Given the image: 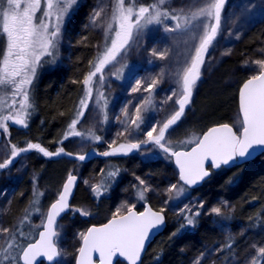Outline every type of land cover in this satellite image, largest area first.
Here are the masks:
<instances>
[{"label": "rangeland", "instance_id": "obj_1", "mask_svg": "<svg viewBox=\"0 0 264 264\" xmlns=\"http://www.w3.org/2000/svg\"><path fill=\"white\" fill-rule=\"evenodd\" d=\"M209 2L211 0H164L163 3L160 0H125V6H130L135 11L140 4L153 5L161 11L188 16ZM114 3L115 0H78V4L73 7L63 25L55 62L44 63L37 70L30 89L32 107L26 117L28 126L32 122L33 93L40 71L43 68H57L61 78L66 79L71 75L69 80H74L72 75L77 73L74 68L75 48L81 44L84 47L90 45L85 70L79 77L82 82L84 76L94 69L95 62L106 45H110L117 27L112 17ZM85 5H88L86 14L82 16V20L79 18V24L76 22L78 25L75 26L73 15ZM43 6L41 0V8ZM94 9H103L96 24L90 21ZM41 15L42 12L37 13L38 17ZM200 22L193 21L194 24ZM206 22L214 23V18L207 19ZM108 23L112 24V29H107ZM165 23L174 25L175 21ZM260 30L264 31V0H225L221 10V29L210 46L201 76L193 87L190 103L186 105L180 121L166 137L171 145L184 147L188 141L198 139L206 126L203 120L207 109L201 104L202 100L206 97L220 99L231 90L235 92V103L227 122L235 129L240 127L238 91L245 80L260 71V66L255 61L264 59V32L259 34L260 37L250 47L243 46V43ZM196 31L202 34V29ZM198 43V37L194 38L192 34L167 32L162 25H150L143 38L138 42L132 41L130 47L121 50L116 60L105 67L103 81L100 80L101 74L93 77L90 97H86L83 89L74 118L64 127L63 148L71 155L45 157L32 149L12 158V141H15L19 133L12 127L20 129V125L8 121L9 130L5 142L0 143V163L11 159L9 167L0 170V228L10 229L14 234L12 243L15 246L22 248L36 238L42 229L38 226L42 224L49 206L57 198L68 174L73 173L80 178L77 189L79 193L70 214L60 221L62 229L58 239L59 259L55 264H74L82 241L80 234L86 233L90 226L113 217L121 209V205H124L121 209L124 213L128 206L134 204L137 207L144 203H149L158 211L163 207V214L168 215L173 224H186L184 217L190 215V211L202 213L195 217V226H186L181 233H190L196 226L203 224L207 229L205 240L197 245L183 242L181 247L187 251V258L180 264H196L197 260L200 264H264V256L258 255V249L264 247L263 227L250 230L239 221L234 226L217 221L221 216L230 219L229 215L234 213L236 204L231 196L222 192L210 194L203 188L194 191L185 189L179 182L171 158L166 159L151 144L142 145L139 151H133L129 155L106 157L100 154L111 150L109 144L113 140L116 141L113 148L130 142L129 132L136 127L131 124V120L136 117L137 108L141 109L139 115L143 117V123L134 135L143 140L147 139L144 133L153 124L165 121L179 110L176 100L180 97L173 95V90L182 92L183 72L190 66ZM5 47L6 37L2 35L0 17V59ZM161 52L165 54L163 59L160 58ZM153 80L156 81L154 90L144 91ZM137 82L139 90L132 91L137 87ZM82 86L84 88L83 83ZM4 91L8 92L10 88H5ZM169 96L172 98L168 99ZM82 100H86L87 107L84 115L79 117L76 131L83 135H70L65 139L69 125L74 119H78L77 113L81 110ZM10 101V96L5 97V102ZM212 124L215 123L208 125ZM23 129L26 131L27 127ZM2 130L0 128V132ZM121 131L124 134L118 135ZM93 136L100 139L96 140ZM191 145L187 144L188 147ZM32 151H36L40 158L31 156ZM78 155H85L86 159L77 160L75 157ZM110 158L115 159L116 165L108 162ZM33 160L34 164L38 160H42V163L33 165ZM117 170L115 180H109L106 173ZM102 178L108 181L109 190L101 189L99 193H93L92 187L98 185ZM140 180L145 181V184L141 185ZM172 185L177 187L169 191ZM145 187L148 190L144 193L145 199L141 201L137 198V193ZM181 188L183 191H180ZM214 207L220 208L219 214L211 211ZM81 212H86L87 215H81ZM239 238L241 240L232 246V242ZM5 248H8V242L0 235V264H14L11 254L17 256L15 264H20L19 253L15 248H8V252H4Z\"/></svg>", "mask_w": 264, "mask_h": 264}, {"label": "snow or ice", "instance_id": "obj_2", "mask_svg": "<svg viewBox=\"0 0 264 264\" xmlns=\"http://www.w3.org/2000/svg\"><path fill=\"white\" fill-rule=\"evenodd\" d=\"M164 0H160L163 3ZM78 4V0H0V17H2V35L6 37V47L0 59V128L8 132V127L4 123L11 121L13 124L28 127L26 117L28 110L32 107L30 103L31 86L37 75V70L44 63H54L58 51V45L62 36L63 25L71 14V10ZM225 0H211L202 7H198L191 15L181 16L179 14L161 11L159 7L153 5L140 4L135 11L132 7L125 6V0H115L113 5V20L117 27L111 38L110 45H106L105 50L95 62L94 69L83 78V85L86 97L92 93L93 77L101 74L100 80L103 81L104 69L107 65L116 60L121 50L131 46L132 41H139L143 38L150 25H162L167 32H183L198 37L199 43L195 47L194 55L191 57L190 66L187 67L182 76V92L173 90V95H179L176 103L179 110L175 111L170 118L163 122L153 124L150 130L144 135L146 140L140 139L134 133L140 129L143 117L139 115L140 108H137V115L131 120V124L136 127L129 132L131 140L127 144H116L113 140L109 144L110 151L100 153L103 156L129 155L133 151H139L142 145L151 144L158 148L165 158H174L178 168L179 181L183 185L192 188L209 178L222 168L241 167L250 162L259 153L264 152V59L256 60L260 66L258 74H253L240 89V113L242 123L235 131L228 124L219 127H212L203 137L190 140L188 147L171 145L166 137L170 135V130L176 125L186 110V105L190 103L193 87L201 76V69L205 64V58L209 55L210 46L215 41L221 29V10L224 8ZM103 9H94L91 23L96 24L101 17ZM42 12L41 16H37ZM214 18V23H207V19ZM194 20H200V24H194ZM165 21H175V24H167ZM183 21V22H182ZM107 29H112V24H107ZM202 29V34L196 30ZM107 31V30H106ZM227 54V53H225ZM164 53H160V58H164ZM45 58H52L46 60ZM119 71V70H118ZM156 81L144 89L153 91ZM5 88L10 91L5 92ZM137 87L132 91H138ZM10 96L11 101L5 102V97ZM172 97L169 96L168 99ZM18 105V107H17ZM87 107L86 100L81 101V110L77 113L78 119H74L69 125L68 136H82L76 131L79 117L84 115ZM121 131L118 135H123ZM155 134V135H154ZM99 140L98 136H93ZM62 143V142H61ZM35 149L45 157L71 155L65 152L64 148H59L56 152H50L38 143L28 142L26 147L12 146L11 157L16 158L21 153ZM77 160L84 161L85 155H78ZM207 162V163H206ZM11 159H6L0 163V170L8 168ZM117 171H109L106 176L109 180H115ZM139 179V177L137 178ZM77 181V176L69 173L62 190L57 194V198L51 203L46 216L42 220V230L38 232L39 239L27 243L26 246L19 248L12 243L14 234L9 228H0V235L8 242V248H15L19 253L18 260L22 264H35L37 257H45L49 262L55 261L58 253V239L61 234L62 224L60 217L69 209V197ZM87 183V181H85ZM144 185L145 181L140 180ZM177 185L169 188L171 191ZM101 189L109 190L108 181L102 178L98 185L92 187L93 193H99ZM143 191H138L137 198L144 200ZM183 191V188L180 189ZM167 203V202H164ZM124 205H121V209ZM135 205L127 207L126 214L118 209L113 218L100 227L93 226L86 233H81L82 246L78 248L79 256L76 264H94L93 254H99V264H112V257H123L128 264H137L141 253L150 239L152 231H159L165 222L163 215L164 208L159 212L146 207L145 211L137 212ZM203 208V204L200 203ZM27 211V210H26ZM76 211H80L76 209ZM212 212L219 214L220 208L214 207ZM81 215H87L81 212ZM200 211H190V215L185 216L186 224H181V228L172 235L176 236L180 230L186 226H195V217L201 215ZM8 248L3 249L8 252ZM14 261L17 260L15 254H11ZM203 255V253L201 254ZM258 255L264 256V247L258 249ZM7 259V257H5ZM255 260V257H253ZM196 264H200L197 260Z\"/></svg>", "mask_w": 264, "mask_h": 264}, {"label": "trees", "instance_id": "obj_3", "mask_svg": "<svg viewBox=\"0 0 264 264\" xmlns=\"http://www.w3.org/2000/svg\"><path fill=\"white\" fill-rule=\"evenodd\" d=\"M87 9L88 5H85L77 14L73 15L75 25L76 22L79 24V18L82 20V16L86 14ZM263 32L260 30L252 34L251 37L246 39L243 46L250 47L255 39L260 37L259 34ZM85 46L81 44L74 51V68L77 73L73 71L75 74L72 77L77 80H69L71 75L66 79L61 78L58 71H54L57 68H54L51 73H46L51 68H43L40 71L37 86L33 93L32 122L26 130V134L19 138L17 135L15 141H12V145L26 147L28 142L38 143L50 152L63 147L64 127L74 118L75 111L83 96L84 88L79 77L85 70L86 59L91 51L90 45ZM234 103L235 92L232 90L220 99L215 97L204 98L201 104L206 107L207 112L204 114L203 124L206 126L203 127V131L212 125L230 124V122H227V118L234 107ZM210 123L215 124L208 125ZM32 153L31 156L40 158L36 151H32ZM108 162L116 165L113 158H110ZM39 163L41 165L42 160H38L36 164ZM36 164L33 160V165ZM51 172L53 176H56L53 171ZM40 174H42V171ZM121 177L123 178L124 174ZM201 188L207 190L210 194L225 193L235 201L236 209L234 213L229 215L230 219L221 216L217 221L229 226H234V223L239 221L250 230L258 226L264 228V154L241 167L221 170L212 174ZM78 193L79 191L76 190L72 205L75 203ZM71 210L70 208V212ZM165 217L166 227L164 231L148 246L141 264H180L181 261L187 258V251L181 247L183 242H191L194 245L204 242L207 235L205 225L199 224L190 233H181L182 230H180L176 236H173L172 233L180 229L182 223L176 222L173 224L168 215ZM240 240V238L235 239L232 246H235Z\"/></svg>", "mask_w": 264, "mask_h": 264}, {"label": "water", "instance_id": "obj_4", "mask_svg": "<svg viewBox=\"0 0 264 264\" xmlns=\"http://www.w3.org/2000/svg\"><path fill=\"white\" fill-rule=\"evenodd\" d=\"M248 80V79H247ZM246 80V81H247ZM246 81H244L243 82V84L246 82ZM243 84L240 86V88H239V91H238V113H239V117H240V120H241V123H242V119H243V117H242V114L240 113V89H241V87L243 86ZM221 125H223V124H217V125H213V126H211V127H209L207 130H205L204 132H203V134L201 135V137L200 138H202L203 137V135H204V133H206L210 128H212V127H219V126H221ZM230 126V125H229ZM230 127H232V126H230ZM234 129V128H233ZM235 131V130H234ZM199 138V139H200ZM264 154V152H261V153H259L254 159H250V162L251 161H253V160H255L256 158H258L259 156H261V155H263ZM171 160H172V163H173V166H174V169L176 170V172H177V174H178V168H177V166H176V164H175V161H174V158H171ZM207 163V162H206ZM249 163V162H248ZM233 168V167H232ZM232 168H222V169H225V170H230V169H232ZM210 178V177H209ZM209 178H207L204 182H202V183H200V184H198V185H196V186H193L192 188H188V186H186V185H183V182H181V181H179L184 187H186L187 189H189V190H194V189H198V188H200L201 186H203V184L206 182V181H208L209 180ZM67 179V178H66ZM66 179H65V181H66ZM178 179H179V177H178ZM64 181V182H65ZM79 183H80V179H79V177H77V181H76V184H75V186L73 187V190H72V193H71V195H70V197H69V205L71 206L72 205V201H73V199H74V197H75V194H76V190H77V188H78V186H79ZM64 184V183H63ZM62 190V189H61ZM50 207V206H49ZM146 207H149V208H151L150 206H149V204L148 203H146L145 205H144V208H143V210L142 211H140V212H143V211H145V208ZM70 208V207H69ZM49 209V208H48ZM152 209V208H151ZM153 211H156V210H154V209H152ZM136 211V210H135ZM156 212H159V211H156ZM139 213V212H138ZM69 214V209L68 210H66L65 211V213H63L62 214V216L59 218L60 219V221L65 217V216H67ZM124 214H126V213H124ZM112 219V218H111ZM108 222V221H107ZM106 222V223H107ZM105 224V223H104ZM103 225V224H102ZM102 225H92V226H90L89 228H91V227H93V226H96V227H100V226H102ZM165 227H166V223L164 222V225H163V227L159 230V231H152V233H151V236H150V239L147 241V243H146V245H145V248H144V250L142 251V253H141V257H140V260L137 262V264H141V262H142V260H143V258H144V256H145V253H146V251H147V248H148V246L151 244V242L156 238V237H158L159 235H161L162 234V232L164 231V229H165ZM88 228V229H89ZM87 229V230H88ZM42 230V229H41ZM40 230V231H41ZM87 232V231H86ZM39 239V236H38V234H37V236H36V238H35V240H38ZM80 246H82V241H81V244H80ZM79 256V252H77V254H76V258H75V262H74V264H76V259H77V257ZM58 257H59V255L55 258V261H54V264L58 261ZM99 254L98 253H94L93 254V262H94V264H99ZM20 262V261H19ZM116 263H123V264H128V262H127V260H125L123 257H118V256H113L112 257V264H116ZM20 264H22V262H20ZM35 264H53V262H49L45 257H37V260L35 261Z\"/></svg>", "mask_w": 264, "mask_h": 264}, {"label": "flooded vegetation", "instance_id": "obj_5", "mask_svg": "<svg viewBox=\"0 0 264 264\" xmlns=\"http://www.w3.org/2000/svg\"><path fill=\"white\" fill-rule=\"evenodd\" d=\"M52 69V68H51ZM6 123V125H8L7 123H8V121H6L5 122ZM14 130H17V131H19V133L17 134L18 135V138L20 137V136H23L24 134H26L25 132V130L23 129L24 127L23 126H21L20 125V129H18L17 127H12ZM27 129H28V127H27ZM26 129V130H27ZM9 130V129H8ZM7 133L8 132H3V130H2V132H0V143H4L5 142V137L7 136ZM146 203H144L143 205H141V206H138V207H135L134 208V210H136L137 212H140V211H142L143 210V208H144V205H145ZM154 209V208H153ZM156 210V209H155ZM158 211V210H157ZM127 212V211H126ZM125 213V212H124ZM166 216V214H164V217ZM165 223H166V217H165ZM123 264V263H122Z\"/></svg>", "mask_w": 264, "mask_h": 264}, {"label": "bare ground", "instance_id": "obj_6", "mask_svg": "<svg viewBox=\"0 0 264 264\" xmlns=\"http://www.w3.org/2000/svg\"><path fill=\"white\" fill-rule=\"evenodd\" d=\"M82 22V21H81ZM78 25V24H77ZM77 25H75V26H77ZM52 68V67H51ZM54 71H58V69H56V70H54ZM52 72V69L50 70V71H46V73H51ZM243 166V165H242ZM233 168H235V167H233ZM232 168V169H233ZM80 179V178H79ZM80 184V183H79ZM73 202V201H72ZM138 207V206H137ZM155 210V209H154ZM111 218H113V217H111ZM111 218H109L108 220H110ZM107 220V221H108ZM107 221H105V222H103V223H101V224H97V225H102V224H104V223H106Z\"/></svg>", "mask_w": 264, "mask_h": 264}]
</instances>
